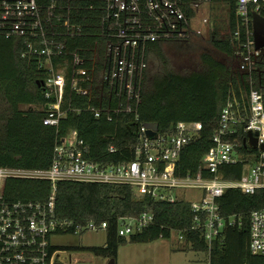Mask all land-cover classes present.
<instances>
[{
    "label": "built area",
    "instance_id": "built-area-1",
    "mask_svg": "<svg viewBox=\"0 0 264 264\" xmlns=\"http://www.w3.org/2000/svg\"><path fill=\"white\" fill-rule=\"evenodd\" d=\"M216 5L229 11L223 35L232 54L226 99L199 172L182 176L178 169L182 153L203 130L201 122L181 121L168 131L141 124L133 159L118 163L90 159V146L71 130L56 146L48 170L0 168V264H56L60 251H52L58 246L54 236L106 231V222L75 225L56 216L60 181L127 185L138 199L189 202L195 214L191 231L200 232L208 246L226 228L243 226L241 214L223 213L226 192L264 190V45L257 46L255 31V18H264V0H0V33L21 39L23 57L38 58L46 74L43 90L52 101L43 107L44 124L51 126H59L71 109L62 108L67 87L86 98L96 119L114 121L126 114L139 120L149 46L208 39L216 28L211 17ZM109 150L120 151L114 145ZM237 164L243 166L240 178H227L233 170L225 167ZM9 176L51 181L50 200L6 199ZM154 220L152 212L123 217L118 233H140ZM173 235L186 243L185 232ZM249 249L264 256V207L250 214Z\"/></svg>",
    "mask_w": 264,
    "mask_h": 264
},
{
    "label": "trees",
    "instance_id": "trees-1",
    "mask_svg": "<svg viewBox=\"0 0 264 264\" xmlns=\"http://www.w3.org/2000/svg\"><path fill=\"white\" fill-rule=\"evenodd\" d=\"M205 42L228 59L232 54L229 40L217 28ZM23 52L21 39L6 38L0 33V168L48 170L56 146L71 130H77L80 138L90 146L88 157L93 161L118 163L131 160L133 147L139 142L141 124H152L159 131H168L178 122L185 121L201 122L203 130L182 153L178 173L185 176L199 172L203 156L212 147L211 138L226 99L230 60L229 63L222 62L206 51L201 54L199 70L179 74L171 69L163 43H152L147 57H154L162 72L151 75L147 70L145 73L139 120L126 114L114 121L96 119L87 111L86 98L67 87L62 108L71 109L59 126H51L44 124L47 114L43 107L52 101L45 96L41 86L46 74L38 58L23 57ZM112 145L120 151L111 153ZM226 168L233 170V174L226 172L227 178H240L242 164ZM52 189L51 181L46 179L9 176L4 181L3 194L10 201L47 203ZM220 203L224 214H241L243 226L226 228L208 246L200 232L191 231L195 214L189 202H157L148 196L138 199L127 185L60 181L55 200L56 216L73 221L75 225L106 222L107 239L104 246H55L52 251H85L116 261L121 246L170 239L172 231H178L185 232L186 244L193 251L210 252L209 264H264V256L254 255L249 249L250 214L264 207V190L245 195L231 189ZM144 212L155 215L151 226L127 237L119 235L121 218L139 217Z\"/></svg>",
    "mask_w": 264,
    "mask_h": 264
},
{
    "label": "rangeland",
    "instance_id": "rangeland-1",
    "mask_svg": "<svg viewBox=\"0 0 264 264\" xmlns=\"http://www.w3.org/2000/svg\"><path fill=\"white\" fill-rule=\"evenodd\" d=\"M211 15L215 21L216 28L222 34L226 32L229 20V11L226 6L216 5ZM163 48L170 61L171 69L179 74H186L201 67V54L211 52L218 60L229 63V59L218 52L205 39H196L187 43L164 42ZM148 72L151 75L161 73L162 68L154 57H151L148 64ZM192 198L193 194H186ZM129 238V237H128ZM106 231H87L79 234L57 235L53 237V243L58 246L73 247H96L104 246L106 243ZM176 235L170 239H160L152 243H128L119 248L116 264H209L210 252H196L185 242L180 243ZM74 252L60 251L62 259L68 258ZM73 256L85 257L90 261L99 264H110L111 259L96 257L90 252ZM91 264V263H90Z\"/></svg>",
    "mask_w": 264,
    "mask_h": 264
},
{
    "label": "flooded vegetation",
    "instance_id": "flooded-vegetation-1",
    "mask_svg": "<svg viewBox=\"0 0 264 264\" xmlns=\"http://www.w3.org/2000/svg\"><path fill=\"white\" fill-rule=\"evenodd\" d=\"M69 252H74L76 255L84 253V251H69ZM73 254H71L66 259H62L61 256L59 255L57 257L56 264H90V263L91 264H99L95 261H90L89 259H87L85 257H79V256L74 257ZM96 257L99 258L100 256H96ZM109 259H112V258H109ZM115 264H116V262H115Z\"/></svg>",
    "mask_w": 264,
    "mask_h": 264
},
{
    "label": "water",
    "instance_id": "water-1",
    "mask_svg": "<svg viewBox=\"0 0 264 264\" xmlns=\"http://www.w3.org/2000/svg\"><path fill=\"white\" fill-rule=\"evenodd\" d=\"M255 31H256V39H257V46L261 47L264 45V18L256 17L255 18ZM43 83V82H42ZM43 84H41L42 86ZM152 131L148 132V135H153ZM110 264H115V259H111Z\"/></svg>",
    "mask_w": 264,
    "mask_h": 264
},
{
    "label": "crops",
    "instance_id": "crops-1",
    "mask_svg": "<svg viewBox=\"0 0 264 264\" xmlns=\"http://www.w3.org/2000/svg\"><path fill=\"white\" fill-rule=\"evenodd\" d=\"M181 244H183L182 242H180Z\"/></svg>",
    "mask_w": 264,
    "mask_h": 264
}]
</instances>
